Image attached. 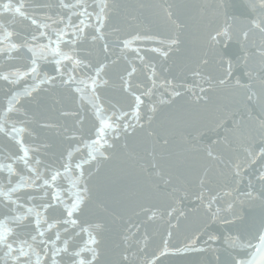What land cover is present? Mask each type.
Returning <instances> with one entry per match:
<instances>
[{"label":"water","instance_id":"1","mask_svg":"<svg viewBox=\"0 0 264 264\" xmlns=\"http://www.w3.org/2000/svg\"><path fill=\"white\" fill-rule=\"evenodd\" d=\"M6 2V0H4ZM17 3L18 0H13ZM89 5L95 6L99 0H86ZM112 2L120 5L111 16L108 28L105 30L109 35L106 39L110 45L108 54L101 50L102 42H92L91 35L94 34L92 29H86L87 39L77 42L76 45H69L67 42L74 39L73 28L68 27V20L71 18L73 25L79 23L81 17L78 16L82 9H63L60 7V0H24L25 11L30 18L37 20L38 24H47V28H38L37 25L31 24V19H23L20 17H12L9 14L0 16V22L8 27L9 31H13L14 35L8 41L0 40V48L7 47L10 43H24L27 41L32 46L47 45L49 38L53 41L52 47H55L54 41L56 36L55 30L67 28V35L61 43V50L72 53L73 50L78 54V58L90 61L93 65L98 62L107 64L106 74L104 78L110 81V85L99 90L101 103L105 108H111L106 115L111 117L115 111L117 115L121 112H128L127 120H131V111L129 107L131 99L128 95L121 91V77L127 76V71L131 67H136L137 72L131 78L133 89L137 94H141L144 88L151 87V68L155 67L157 72V88L154 90L152 101H158L161 94L168 97V93L172 90L170 86L165 85V81H169L171 85H175L177 90L181 92V96L176 98L171 105L161 106L160 112L153 123L156 128L161 122L182 121V134H176L170 137V143L167 146L168 151L177 154L183 153L179 160L173 157L176 167L173 169L174 174L180 176L184 181V187L190 193L198 191L196 178L202 173L201 165L205 162L202 152L186 151L192 144H196L200 148L208 146L212 140L222 139L224 135L230 134L231 130L236 127L241 118L247 119L248 110L253 114L258 113V109L252 105H247L241 101L244 89H237L233 85L235 80L239 79L241 83H248V72H252L254 76L264 77V62L257 49L259 48L262 37L257 30L250 32L249 39L245 41L241 33L249 27L248 20L254 18V14L250 13L246 4L249 0H112ZM64 3L75 4L76 0H64ZM143 4L144 7H139ZM169 5L173 7L169 8ZM93 7H89V11H93ZM98 11V9H96ZM75 11L77 15H73ZM167 11H172L173 17L170 20ZM51 17V19H49ZM134 17V18H133ZM61 20L63 22H61ZM173 20L181 25L177 28L173 24ZM56 21V23H53ZM94 18L90 23H94ZM230 26L232 39L225 40L218 37L219 43L214 42L211 37L216 35L218 31H222L225 27ZM120 29L114 32L113 29ZM45 33L46 35H41ZM150 36L152 39L134 41L130 48L125 49L122 41L131 39L133 35ZM3 32L0 31V37ZM36 39L33 40L32 37ZM178 36L181 43L178 49H173L168 58H163L159 53L152 51L153 48L163 47L159 41L167 40L171 37ZM139 49V52L134 51ZM166 50V49H165ZM143 57V61L140 59ZM208 60L207 64L202 61ZM232 60V79L229 80L228 86H220L216 84L214 89L205 93L200 92V88L208 89L207 83L201 79V76L194 75V72L201 73L202 76H211L213 81H218L224 77L226 71V62ZM247 59V63L244 60ZM116 61V63H112ZM31 64V53L27 48H22L12 53H0V74L13 73L16 71H27ZM39 78L43 79L45 75L55 76V87L47 84H39L38 91L33 92L32 97H21L23 105L22 112H27L28 123L21 125L17 123V127L26 126L31 135L27 132L23 135L24 144L29 148V165L35 167L44 178L50 179L54 170L63 173L62 165L68 163L67 152L79 147V152H73L71 161L73 173L78 174L75 164L87 156V149L80 140L91 142L96 138V130L98 121L93 116V110L85 101V106L81 107L79 94L70 91L67 87L60 85V73L56 71V64L51 56L47 60L38 61ZM65 73L75 75L78 79L87 80L92 75V71L86 68H76L73 72V65L69 61H64L60 65ZM37 81L31 76L21 79L16 84H11L0 80V122H3L7 109V101L14 93H23L25 88L32 87ZM90 83V82H89ZM137 85L140 87L137 88ZM163 86V87H162ZM167 88V91L165 89ZM255 88H259L258 81ZM196 95H206L207 103L203 101L197 104L195 102ZM143 98V97H142ZM148 103L147 98H144ZM20 107V105H17ZM63 112L70 113L68 116L62 115ZM72 113H79L83 122L78 123L77 118ZM9 120L5 125L11 130L12 123L23 120L25 117L15 113L8 114ZM143 122V121H142ZM55 124L54 128L43 127L44 124ZM147 127V125H146ZM214 129V130H213ZM226 129L228 130L226 132ZM202 134V135H201ZM77 139L73 140L71 137ZM111 140L112 133H108ZM195 137V139H194ZM150 137L146 132H138L135 136L129 135L127 138L121 137L115 141L114 157L111 161L103 163L99 173L95 171V166L88 163L84 164L85 177L92 189L93 203L89 205L92 210L86 212L84 218L90 222H98L101 218H106V214L95 208V202L105 200L110 208H115L118 214L123 215V219L115 224L108 222L109 230L104 233L101 249L103 255L101 260L107 264L108 261L119 259V253L124 252L128 255L131 264H145L156 260V264H212L214 254L207 253H183L173 254L172 249L182 247L187 237L193 234L200 235L197 241L198 246L207 247L204 241L207 239V233L214 235L228 234L235 232V229L229 225L217 222L211 223L205 227V209L196 199L195 195H188L183 200L180 196L181 191L176 196L178 201L174 206L182 209L185 213L180 217L179 227L169 229L165 221H146L143 213L140 216L134 215L131 211L121 212L122 205L127 204V197L132 196L140 190L139 181L143 179V174L139 173V164L129 159L126 153L131 152L137 156L139 163L146 162L151 159L149 152L151 151ZM128 144V149H124L122 145ZM256 144H259L257 138ZM217 151H225L223 145H213ZM23 153L19 150V145L6 137L4 133H0V164H11L15 171L9 174L7 170L0 169V189L8 191L9 188L15 187L21 182V177L34 179L35 173L30 172L25 167L22 160L18 159ZM15 157V158H8ZM186 162H180L184 158ZM40 163L37 164L36 161ZM91 173V176L88 174ZM248 174H254V170H249ZM210 176H216V169L210 172ZM110 178L116 179V183H111ZM11 181V183H9ZM42 185L43 181H36ZM174 185L179 187V183L174 180ZM57 186L61 188V194L68 199V189L70 185L68 179L62 175L57 181ZM161 190L170 192L171 187L161 183ZM241 191L246 190L245 182L239 184ZM230 190L224 178L214 179L205 189V195L217 194L221 195L218 206L226 207V202L230 197L223 196V192ZM51 191L47 186L32 189L22 187L12 193V198L18 201L20 207L12 205L16 211L10 215L17 213H25L28 207H36L38 210L40 204L50 198ZM48 192L49 196L45 197ZM34 196L35 199H29ZM115 200H120L121 205H116ZM54 202V201H53ZM71 201L69 200V203ZM146 207L159 205L163 207L161 199L141 200ZM171 202V200L167 201ZM7 203L0 196V219H4L3 205ZM139 211V209H137ZM236 211L243 216H247L252 211L251 206L247 203L238 205ZM258 212V210H257ZM49 222L58 216L57 213H45ZM66 218V216L64 217ZM258 218V216H257ZM167 219V218H165ZM27 227L17 229L20 238L28 239L29 243H33L30 239L31 235L37 236V242L33 246L40 251L41 239L54 241L56 229L47 230L46 225H42L45 230V236L39 237L35 230V217L29 216L28 220L23 222ZM176 220L172 221L175 225ZM136 225L140 228V232L136 233L137 239H143L145 232L148 235L147 246L141 243L139 246L133 244L131 248H127V244L123 237ZM10 226L15 224L10 221ZM87 226V225H85ZM70 232L76 231L68 226ZM173 232L172 238L169 240V253L161 256L160 253L164 247V241L168 240L167 231ZM61 237L64 238L63 226H60ZM83 240L78 242L83 244L87 240V234H82ZM57 246H61L57 241ZM51 248V244L48 245ZM213 248H220L219 254L224 256L226 253L219 244L213 243ZM135 253V255H133ZM33 264L36 257H32ZM0 264H5L3 251L0 250ZM11 264V261L8 262Z\"/></svg>","mask_w":264,"mask_h":264},{"label":"snow or ice","instance_id":"2","mask_svg":"<svg viewBox=\"0 0 264 264\" xmlns=\"http://www.w3.org/2000/svg\"><path fill=\"white\" fill-rule=\"evenodd\" d=\"M60 7L70 11L82 9L78 13L81 19H79L77 25L72 24L71 18L67 22L68 27L73 28L74 36V39L67 42L69 45H76L78 41L87 39L85 30L91 28L94 33L91 35L92 42H102L101 50L103 53L108 54L110 45L106 36L109 33L105 30L108 28L112 13L120 5L112 2V0H99L94 7L93 5H89L86 0H76L75 4L64 3V0H60ZM89 7H93V11H89ZM139 7L142 8L144 5L141 4ZM171 7L173 6L169 5V8ZM246 8L250 13L254 14V18L248 20L249 27L241 33L242 38L247 41L251 31H259L262 41L257 51L262 62H264V0H249ZM24 9V0H18L17 3H14L13 0H6V2L0 0V16L9 14L14 18L31 19V24L37 25L38 28L48 27L47 24H38L36 19L30 18ZM72 14L77 15L75 11ZM167 16L171 20L173 17L172 11H167ZM93 18L95 22L90 23ZM61 22L63 21L61 20ZM172 22L177 28L181 27L175 20ZM53 23H56V21H53ZM0 31L3 32L0 40L5 42L14 35V32L9 31L3 22H0ZM53 31L56 36V40L54 41L55 47H52L53 41L49 38L47 45L32 46L25 41L20 44L10 43L7 44V47L0 48V53H12L22 48H27L28 52L31 53V64L27 71L0 74V80L16 84L21 79L31 76L37 81L32 87L25 88L23 93L11 95V98L7 101V109L3 122H0V133H4L6 137H10L12 141H15L19 145V150L23 155L19 156L18 159L23 161L25 167L30 172L35 173L34 179L21 177V182L16 184L15 187L9 188L8 191L0 189V196L7 201L3 205V215L5 218L0 219V250L3 251L5 264H8L9 261H11V264H33V256L36 257L35 264H105L101 260V256L103 255L101 245L104 233L109 230L108 222L115 224L117 221L123 219V215L118 214L115 208H110L105 200H98L95 202V208L106 214L107 222L105 218H101L98 222H90L84 218L86 212L92 211L89 205L93 203L92 189L85 177L84 164H94L95 171L99 173L103 163L113 159L114 149L116 148L115 141L120 140L121 137L135 136L138 132H146L147 137L152 138V148L149 152L151 159L139 163L135 154L131 152L126 153L129 159L134 162L133 166L136 163L139 164V173L143 174V179L139 181L140 190L126 198L128 203L122 205L120 211H131L136 216H140L143 213L146 217L145 222L161 220L168 224L169 229L178 228L180 217L184 216L185 213L182 209L174 206L178 202L176 196L183 191V195L180 196V200H183L188 195L194 194L205 209V227L211 223L220 222L234 228L235 232L221 235L207 233V239L204 241V245L207 247L198 246L197 241L200 240V235L193 234L187 237L182 247L172 249L173 254L211 252L214 254L212 264H264V77L254 76L252 72H248L247 75L250 82L241 83L237 79L233 85L237 89L245 90L241 96V101L245 104V107L252 105L253 108L258 109L257 114H253L249 109L247 119L241 118L230 134L224 135L222 139L212 140L204 148L192 144L186 150L198 153L202 152L205 161L201 165L203 168L202 173L196 178L198 191L190 193L184 187V181L181 180L180 176L175 175L173 171L176 167V164L173 162L174 155L179 160L183 156V153L173 154L167 148L171 136L182 134L183 122L179 120L167 123L161 122L156 128L152 127L161 106L171 105L176 98L181 96V92L177 90V87L171 85L169 81H165V85L170 86L172 90L168 93L167 98L162 93L159 100L153 102L152 97L154 96V90L157 88V72L155 67L151 68V87L144 88L141 94H137L131 83V78L137 72V68L133 66L130 71L126 70L127 76L121 77L120 84L121 91L126 93L131 99V104L129 105L132 109L130 113L131 120L126 119L129 115L128 112H121L117 115L113 111L112 116L109 117L106 115V112L115 106L105 108L101 103V96L99 94V90L110 85V81L104 78L107 64L101 61L93 65L90 61L78 58L75 50L72 53L62 51L61 43L64 41V36L67 35V28L61 30L54 29ZM113 31L119 32L120 29L114 28ZM41 35L46 34L41 33ZM218 37H223L225 40L230 41L232 39L230 26L225 27L222 31H218L211 39L219 43ZM32 39L35 40L36 37L33 36ZM147 39H152V37L137 34L133 35L131 39H124L122 43L123 47L127 49L131 47L134 41ZM159 43L163 47L153 48L152 51L159 53L163 58H168L173 49H178L181 41L178 36H175L167 40H161ZM134 51L139 52V49H135ZM49 56L53 58L57 66L56 71L60 73V85L67 87L70 91L73 90V85H75L74 92L79 94L81 107L85 106V101L91 106L93 116L98 121V127L95 133L96 138L91 140V142L79 141L80 143H84V147L88 151L85 159L75 164L78 174L73 173L71 161L73 159V152L80 151L79 147L67 152L68 163L62 165L64 169L63 173L59 170H54L51 173L50 179H47L41 175L37 168L30 167L28 159L29 148L24 144L23 135L26 132L31 135V132L26 126L17 127V123L26 125L29 122L27 112H22V96L32 97L33 92L38 91L39 84L55 87V76L45 75L43 79H38L40 75L38 61L47 60ZM140 59L143 61L144 58L140 57ZM64 61H69L73 65V72L76 68H86L90 69L93 74L88 76L87 80L78 79L72 74H68L65 78V73L60 67ZM202 62L207 64L208 60L204 59ZM112 63H116V61ZM244 63H247V59L244 60ZM194 75L201 76V79L208 85V89L204 87L200 88L201 93L214 89L216 84L226 87L229 80L232 79V60L229 59L226 62L224 77L219 78L216 82L213 81L211 76L204 77L199 72H194ZM257 81L259 83L258 89L255 88ZM139 87L137 85V88ZM165 91H167V88ZM144 98H147L148 103H146ZM207 100L208 97L206 95L195 96L197 104L202 101L207 103ZM17 105H20V107H17ZM9 113L25 117L23 120L13 122L10 132L5 126L9 120ZM69 114L68 112L62 113L65 116ZM72 115L76 116L78 123L83 122L79 113H72ZM43 127L54 128L56 125L46 123ZM109 132L112 133L111 140L108 137ZM257 138H259V144L255 143ZM71 139L76 140L77 138L73 136ZM213 145H223L225 151H217ZM122 147L128 149V144L125 142ZM186 161L187 158L185 157L180 162ZM36 163L39 164L40 162L37 160ZM214 168L216 169V176L213 177L210 176V172ZM0 169L7 170L9 174L15 171L11 164H0ZM249 170H254V174H248ZM62 175L68 179L70 185L67 200L62 196L61 188L57 186V181ZM88 175L91 176V173ZM218 178H224L230 186V190L223 192V196L230 197L224 208L218 206V201L221 198L219 193L205 195L206 186ZM245 179L246 190L241 191L238 185L244 183ZM38 180H42L43 184H37L36 181ZM174 180L179 183V187L174 185ZM110 181L111 183H116V179L110 178ZM161 183L170 186L171 191H162ZM44 186H47L50 190L54 189V191H51L50 198L40 204L39 208L42 210H38L36 207H28L25 213L10 215V213L16 211L12 205L20 207L18 201L12 198V193L22 187L37 189ZM48 196L49 193L46 192L45 197ZM154 198L161 199L164 206L146 207L141 202V200H151ZM29 199L34 200L35 197L30 196ZM69 200L71 201L70 203ZM169 200L171 202H167ZM114 203L121 205L120 200H115ZM246 203L251 206L252 211L247 216L240 215L236 211V208L238 205ZM50 210L58 214L52 222H49L48 217L45 215ZM29 216L35 217V230L41 238L45 236V230L42 228V225H46V229L49 231L56 229L54 241L43 239L39 241L41 245L40 251H37V248L33 246L37 242L36 235L30 236L33 243H29L28 239L20 238V234L17 231L20 227L28 226L23 222L28 220ZM65 216L66 218H64ZM173 220L177 222L175 225L172 224ZM10 221L15 224V227L10 226ZM60 226H63L65 234L63 239L61 237ZM68 226H71L76 231L70 232ZM133 227H135L136 231L132 232L129 229V234L123 237L127 244L125 251H127V248H131L133 244L139 246L143 243L145 247L147 246L149 239L147 233L145 232L142 240L137 239L136 233L140 232V228L136 225H133ZM84 233L87 234V240L81 246L78 238L79 240H83L82 234ZM167 236L168 240L164 241V247L160 253L161 256L169 253L170 249L168 245L173 232L168 230ZM57 241L60 242L61 246H57ZM213 243L219 244L224 249L226 255H220V248H213ZM49 244H51V248L48 247ZM107 264H131V262L128 255L121 252L119 253V259L108 261ZM145 264H156V260L146 261Z\"/></svg>","mask_w":264,"mask_h":264}]
</instances>
